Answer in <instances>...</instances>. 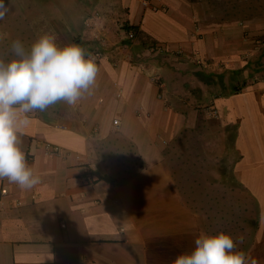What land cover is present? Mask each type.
Segmentation results:
<instances>
[{"label": "crops", "instance_id": "obj_1", "mask_svg": "<svg viewBox=\"0 0 264 264\" xmlns=\"http://www.w3.org/2000/svg\"><path fill=\"white\" fill-rule=\"evenodd\" d=\"M49 1L25 10L58 8ZM83 1L69 20L35 11L30 21L36 39L38 25L57 24L58 46L82 41L99 72L76 105L26 114L19 147L40 183L0 180V264H172L201 233L214 235L219 210L192 204L198 196L174 172L171 148L193 134L213 146L214 127L255 208L247 264H264V14L241 19L214 0ZM124 26L138 34L127 39ZM197 73L222 80L206 85ZM118 141L144 164L129 179L106 159Z\"/></svg>", "mask_w": 264, "mask_h": 264}, {"label": "clouds", "instance_id": "obj_2", "mask_svg": "<svg viewBox=\"0 0 264 264\" xmlns=\"http://www.w3.org/2000/svg\"><path fill=\"white\" fill-rule=\"evenodd\" d=\"M8 12L0 0V20ZM11 50L18 59L0 60V180L31 189L40 183V176L19 147V134L30 123L26 114L61 101L76 105L95 84L99 68L78 44L58 46L54 33L40 35L28 52L21 40H13ZM194 245L190 252L177 254L172 264H247V254L235 250L229 234L201 233Z\"/></svg>", "mask_w": 264, "mask_h": 264}, {"label": "rangeland", "instance_id": "obj_3", "mask_svg": "<svg viewBox=\"0 0 264 264\" xmlns=\"http://www.w3.org/2000/svg\"><path fill=\"white\" fill-rule=\"evenodd\" d=\"M37 1L40 3L41 0ZM57 1L60 4L55 3L58 6L57 9H51L48 6H37L26 11L25 8L32 4L30 0H4V4L9 7V12L4 19L0 20V60L7 62L13 58H19L15 57L11 50L13 40H21L25 52L30 51L31 44L36 40L35 32L30 24V21L35 19V11H37V14L42 13L43 16H46L47 13H53L57 16L56 19L60 17L69 20L68 12H85V9H87V5L83 0L77 1L75 8H73L74 4L70 8L62 0ZM214 1L219 2L220 11L224 8L222 4L226 3L230 8L229 10H232L236 17L241 19L252 14H264V0ZM45 2L46 0H43V3ZM51 3H53L52 0L47 2V5ZM37 29L40 30L38 35L48 32L54 33L55 36L59 34L60 38L64 39V36L61 35V33L64 34V31L57 24L52 26L42 24L38 25ZM76 39L74 38L73 44H76ZM50 108H52V105L47 109ZM221 137L217 127H214L213 146L205 145V139L201 134L197 136L193 134L192 137L187 138L183 136L172 146L170 155H173L174 172L180 178L182 186L188 192L195 193L198 196V200H195L192 204L196 205V208L204 209L206 205L213 203L214 214L216 208H218L219 212L217 211L214 216V235L220 232L229 234L236 244L235 250L244 251L250 233L255 226V208L253 203L243 198L242 188L232 181L233 158L227 153L226 143L221 144V140H219ZM105 149L109 154L106 156L107 162L113 166L114 171L119 172V178L130 175L137 170L139 162L128 143L124 141L112 142ZM212 193L214 194V201L206 200V194ZM218 213L219 216H217Z\"/></svg>", "mask_w": 264, "mask_h": 264}, {"label": "trees", "instance_id": "obj_4", "mask_svg": "<svg viewBox=\"0 0 264 264\" xmlns=\"http://www.w3.org/2000/svg\"><path fill=\"white\" fill-rule=\"evenodd\" d=\"M124 29H125V31H126V33L128 32V31H133V33H134V35L136 36L137 34H138V30H137V27H131V26H124L123 27ZM134 36V37H135ZM83 42L82 41H80V43H79V45L80 46H83ZM204 83H206V85H210L209 84V82H212L213 80H214V77H217V76H213V75H207V74H204V73H197L196 74ZM217 78H219V81H221L222 79H221V77H217ZM221 85V84H220ZM233 91H238V89L237 88H234V90ZM144 168V164L143 163H140V164H138V167H137V170L131 175V176H129V177H127L128 179L129 178H131L137 171H140L141 169H143ZM126 178V179H127ZM255 222V221H254ZM255 224V223H254Z\"/></svg>", "mask_w": 264, "mask_h": 264}, {"label": "built area", "instance_id": "obj_5", "mask_svg": "<svg viewBox=\"0 0 264 264\" xmlns=\"http://www.w3.org/2000/svg\"><path fill=\"white\" fill-rule=\"evenodd\" d=\"M142 1H143V4L146 5V6L149 4L147 0H142ZM126 38L129 39V40L133 39L134 38L133 31H128L126 33ZM157 49H160V48H157ZM114 125H116V126L118 125V121L117 120H114ZM44 150H45V153L48 154V155L57 154L59 152L58 148H56L54 146H51L49 144H45Z\"/></svg>", "mask_w": 264, "mask_h": 264}]
</instances>
